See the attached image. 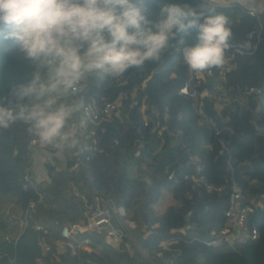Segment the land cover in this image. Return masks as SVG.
I'll return each mask as SVG.
<instances>
[{
	"label": "trees",
	"instance_id": "1",
	"mask_svg": "<svg viewBox=\"0 0 264 264\" xmlns=\"http://www.w3.org/2000/svg\"><path fill=\"white\" fill-rule=\"evenodd\" d=\"M230 1L251 7L256 0ZM169 2L173 0H147L149 18L154 19L160 5ZM187 2L226 14L233 31L227 52L241 51L234 71L223 81L215 74L200 90L212 88L215 80L230 93L255 87L263 92V105L259 108L250 98L244 107H223L205 99V117L196 113L192 101L179 94L189 79L182 48L195 42L193 32L183 43L179 38L173 41L159 61L130 69L119 78L86 80L87 86L74 99H82L85 105L120 97L119 109L111 120L80 131L84 150H65L63 161L53 158L46 163L49 183L38 185L30 177L33 156L28 126L17 122L0 130V198L14 199L26 224L19 237L10 240L4 236L9 223L0 219V264H264V210L257 211L248 224L257 229V241L239 243L234 250L204 243L212 229L225 222L232 183L249 199L263 197L264 202V11L251 17L237 3L219 7L201 0ZM251 32L256 37L250 46ZM33 71L11 42L0 40V100L7 102L10 90L30 79ZM134 92L147 106L144 113L134 102ZM150 115L153 120L147 121ZM80 119L81 112L71 123ZM221 139L229 141L227 151ZM147 158L153 171L147 169ZM198 165L210 185H226L225 191L208 192L187 180ZM229 165L233 172L228 171ZM145 177L151 179V186ZM164 190L179 205L159 214L155 205ZM94 198L112 200L126 209L134 225L131 233L148 259L126 236L115 247L106 244L101 234H84L81 240H89L87 249L74 254L59 249L65 241L62 228L84 220ZM185 229L186 235L180 233Z\"/></svg>",
	"mask_w": 264,
	"mask_h": 264
},
{
	"label": "clouds",
	"instance_id": "2",
	"mask_svg": "<svg viewBox=\"0 0 264 264\" xmlns=\"http://www.w3.org/2000/svg\"><path fill=\"white\" fill-rule=\"evenodd\" d=\"M149 15L147 0H0V40L11 42L34 68L7 102L0 100V130L22 122L43 146L82 151L84 122L71 121L84 108L74 97L87 79L141 69L193 32L195 42L181 53L190 73L227 63L233 31L223 12L173 0L161 4L154 19Z\"/></svg>",
	"mask_w": 264,
	"mask_h": 264
},
{
	"label": "built area",
	"instance_id": "3",
	"mask_svg": "<svg viewBox=\"0 0 264 264\" xmlns=\"http://www.w3.org/2000/svg\"><path fill=\"white\" fill-rule=\"evenodd\" d=\"M234 2V1H233ZM237 4L242 6L251 17H258L259 12L257 9V2L254 6H247L245 3L236 1ZM235 4V3H234ZM220 5V4H219ZM232 4H228L229 7ZM222 6V5H221ZM256 37L255 32H251L247 35V44L252 45L253 40ZM256 50V46L253 47ZM241 51L227 52V63L221 69H213L210 72H206L199 76L193 75L189 71V79L185 85L180 89L179 94L192 101L193 107L196 113L205 117L203 108L205 99H211L223 107H230L232 105L246 106L249 99H254L259 103L260 108L263 105V92L259 88L248 87L244 90H239L236 93H230L231 90L226 89L225 86L219 82L224 80L226 75L231 73L237 68L236 54H240ZM184 64V63H183ZM185 65V64H184ZM216 74L217 79L213 81L212 88H205L200 90L203 84H206L209 78L214 77ZM86 81L81 85L79 91L86 87ZM78 91V92H79ZM119 102L117 100L104 99L101 103L93 102L85 104L81 111L80 122H84V126L80 131H85L89 127L97 126L103 121L111 120L119 109ZM137 106V103H134ZM76 115L73 117L74 121ZM255 121V118H252ZM212 128L216 130V135H220V131L216 125L210 123ZM93 135V131L91 132ZM223 149L228 150L229 141L220 140ZM28 149L31 151L33 158L36 159L38 154H41L40 160L46 164L54 157L59 158L62 152H58L48 146L39 144L36 137L32 136ZM139 155V154H138ZM229 172H233L231 165L228 167ZM173 175L169 176L172 179ZM187 180H190L195 186L203 187L208 192L222 193L226 189V185L221 187H215L207 182L206 177L203 174V167L198 165L196 171L191 176H186ZM231 196L228 207L224 213L225 222L220 228L212 229L209 233L208 239L204 242L207 246L215 249L234 250L239 243L257 241L259 233L255 227H249L250 218L257 212L264 210L263 197H255L249 199L247 194L243 192L235 183L231 186ZM34 208V205L31 206ZM27 217V215H26ZM116 224V227H115ZM133 224L128 219V214L123 206H119L112 200L102 202L99 198H94L93 205L90 208V212L86 214L84 220L64 226L61 231L62 238L65 240L60 242L58 247L61 251L68 249L71 253H75L80 249H87L89 240H81L84 234H101L108 245H112L115 242L126 236L130 237V229L133 228ZM180 233L186 235V229L181 230ZM167 247V243H165Z\"/></svg>",
	"mask_w": 264,
	"mask_h": 264
},
{
	"label": "rangeland",
	"instance_id": "4",
	"mask_svg": "<svg viewBox=\"0 0 264 264\" xmlns=\"http://www.w3.org/2000/svg\"><path fill=\"white\" fill-rule=\"evenodd\" d=\"M210 1H213L216 4L218 3V4L222 5L223 7L228 6V4H230L229 2H231L230 0H210ZM256 2H257L256 5H257L258 12L261 14L264 11V0H256ZM132 97L134 99V102L138 101L139 96H138L137 92H134ZM102 99L104 100L107 98L103 97ZM116 100L120 104L121 98L118 97ZM138 105H139L140 111L142 113H144L147 110V106L145 105L143 100H139ZM132 106H134V105H132ZM146 120L147 121L153 120V117L150 115L147 117ZM40 157H41V154H38L36 159L33 158V164H32V167L30 169V177L34 183H36L38 185H44L46 183H49L50 179H49L48 174H47L46 164L42 163V161L40 160ZM54 158L58 159L59 161H63L62 155H60L59 158H57V157H54ZM146 161H147L146 162L147 163V165H146L147 169L149 171H153L151 169V165H152L151 158H147ZM132 172L134 173V170ZM178 205H179L178 202L173 198L172 194L164 190L162 198L160 199L159 203L157 205H155V210L159 214H162L169 207H171V206L176 207ZM0 219H4V220L8 221V223H9V227H8L7 231L5 232L4 236L8 237L10 240L18 238L19 235L23 232L25 225H26L23 213L16 206L15 200L12 198H0ZM115 227H116V224H115ZM131 229H130V231H131ZM213 229H215V228H213ZM129 235L131 237V239L130 238L129 239H130L131 243L133 244V246L137 250H139L145 258L148 259L147 253L144 252L140 248L139 244L134 239L132 233H130Z\"/></svg>",
	"mask_w": 264,
	"mask_h": 264
},
{
	"label": "water",
	"instance_id": "5",
	"mask_svg": "<svg viewBox=\"0 0 264 264\" xmlns=\"http://www.w3.org/2000/svg\"><path fill=\"white\" fill-rule=\"evenodd\" d=\"M201 1H203L204 3H207V4H211V5H214V6H219V7H223V6H221V5H219V4H216V3H214V2H212V1H210V0H201ZM234 3H237L236 1H234V2H231V4H234ZM189 216H190V214L185 218L186 219V221H188V219H189ZM118 245V243L117 242H115L114 244H113V246H117Z\"/></svg>",
	"mask_w": 264,
	"mask_h": 264
},
{
	"label": "bare ground",
	"instance_id": "6",
	"mask_svg": "<svg viewBox=\"0 0 264 264\" xmlns=\"http://www.w3.org/2000/svg\"><path fill=\"white\" fill-rule=\"evenodd\" d=\"M213 2V1H212ZM231 2H233V1H231ZM231 2H229V3H231ZM215 3V2H214ZM218 4V3H217Z\"/></svg>",
	"mask_w": 264,
	"mask_h": 264
}]
</instances>
